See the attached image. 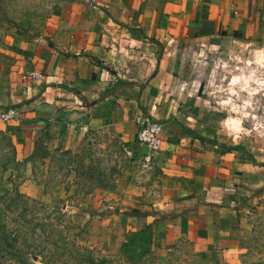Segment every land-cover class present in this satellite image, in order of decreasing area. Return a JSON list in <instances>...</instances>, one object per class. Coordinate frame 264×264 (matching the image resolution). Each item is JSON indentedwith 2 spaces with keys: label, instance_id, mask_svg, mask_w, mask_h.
<instances>
[{
  "label": "crops",
  "instance_id": "0c3cea01",
  "mask_svg": "<svg viewBox=\"0 0 264 264\" xmlns=\"http://www.w3.org/2000/svg\"><path fill=\"white\" fill-rule=\"evenodd\" d=\"M39 31L0 24V113H18L0 119L14 156L7 180L30 194L24 161L38 146L75 152L96 135L137 146L138 117L150 116L163 125L149 171L158 195L138 232L150 227L152 244H183L203 264H233L240 220L264 201V167L200 141L197 118L178 117L165 87L178 60L165 52L264 48V0H72Z\"/></svg>",
  "mask_w": 264,
  "mask_h": 264
},
{
  "label": "rangeland",
  "instance_id": "374dc122",
  "mask_svg": "<svg viewBox=\"0 0 264 264\" xmlns=\"http://www.w3.org/2000/svg\"><path fill=\"white\" fill-rule=\"evenodd\" d=\"M71 1L0 0L4 15L0 24L22 37L31 30L39 33L45 18L54 16ZM88 7L94 4L88 3ZM187 44L175 55L165 52L170 60H178L173 69L166 67L175 75L174 82L165 83L173 110L179 118H197V134L203 142L228 151L234 148L245 163L264 167V48L244 43L215 53L197 52ZM167 120L176 118L171 115ZM140 152L139 145L124 144L119 139L106 141L96 135L73 152L71 161L80 159L79 165L74 162L59 170L56 162L34 160L29 164L28 184L33 188H28L30 194L21 193L28 199L26 206L35 220L47 219L52 224L46 229V242L27 238L26 245L36 249L32 256H25L29 264L205 262L189 257L183 244H152L150 231L144 236L138 234L140 224H146L145 217L153 212L158 195L150 172L138 167ZM12 155L8 137L0 133V186L14 195L24 180H7L9 174L5 171L12 169ZM19 169L22 178L24 168ZM72 170L82 176L76 178ZM86 175L91 180L87 181ZM60 181L63 183L58 184ZM78 188L90 194L83 195ZM35 220L28 228L29 234L30 229L37 230L39 221ZM148 220L151 222V218ZM235 251L239 257L233 264H264V201L240 220ZM15 263L9 255L0 260V264Z\"/></svg>",
  "mask_w": 264,
  "mask_h": 264
},
{
  "label": "trees",
  "instance_id": "16d2710c",
  "mask_svg": "<svg viewBox=\"0 0 264 264\" xmlns=\"http://www.w3.org/2000/svg\"><path fill=\"white\" fill-rule=\"evenodd\" d=\"M183 129L187 132L185 128ZM197 138L202 142L204 141V139L200 137ZM228 149L234 150V148ZM72 157L73 152L71 151H49L44 146L40 145L24 162L33 163L34 160H37L40 163H44L46 161L52 163L56 162V164H59V170H65L71 163L75 162L79 165L81 160L76 159L74 162H72ZM72 172L75 173L76 178L82 176L77 172V170H72ZM86 179L89 181L91 180V177L86 175ZM60 183L63 182L60 181L58 184ZM78 186L79 185L77 182V187ZM65 192H68V188L65 189ZM77 192H82L83 195L90 194V192L81 191L79 188ZM10 193L11 192L8 189L0 186V260L4 259V255H9L15 260V264H29L25 256H32L36 249L30 248V246L26 245V243L29 241L27 238L30 237L33 238L31 240L38 239L46 242V239H48L49 235V232L46 229L52 224H49L50 222L47 223V219L35 220V217L32 215V211L29 212L28 207L26 206L28 199L19 192H15L14 195ZM33 220L39 221L35 225L37 230L34 228L30 229L29 234L28 228L31 223H33ZM149 231L150 229L148 227L145 230L138 232V234L140 233L144 236ZM20 239H22V241H19ZM89 263L93 264L92 261H89Z\"/></svg>",
  "mask_w": 264,
  "mask_h": 264
},
{
  "label": "built area",
  "instance_id": "2783aa9c",
  "mask_svg": "<svg viewBox=\"0 0 264 264\" xmlns=\"http://www.w3.org/2000/svg\"><path fill=\"white\" fill-rule=\"evenodd\" d=\"M33 79H39L38 73H30ZM3 122L17 121L18 113L13 108H8L0 113ZM136 141L143 148V153L138 160L141 171H150L154 164L155 155L162 146L163 125L147 116L140 115L137 120Z\"/></svg>",
  "mask_w": 264,
  "mask_h": 264
}]
</instances>
